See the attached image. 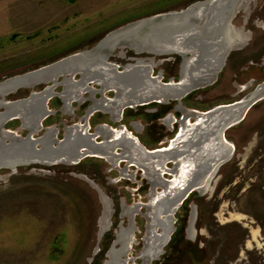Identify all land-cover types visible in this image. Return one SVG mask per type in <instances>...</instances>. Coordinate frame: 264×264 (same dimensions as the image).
Returning <instances> with one entry per match:
<instances>
[{
    "label": "rangeland",
    "instance_id": "1",
    "mask_svg": "<svg viewBox=\"0 0 264 264\" xmlns=\"http://www.w3.org/2000/svg\"><path fill=\"white\" fill-rule=\"evenodd\" d=\"M196 1L203 0H0V81L89 50L119 26L178 11ZM231 24L243 43L248 39L246 44L229 52L214 83L181 99L183 108L206 111L241 99L264 81V0H249ZM109 55V62L119 65V70L137 57H149L154 75L160 72L164 81L177 80L179 75V55L139 53L128 44L115 47ZM248 59L254 65L247 67ZM46 84L21 87L5 99L24 98ZM60 90L61 86L55 88ZM88 94L82 95V104V100H72L67 108L57 96L51 97L48 108L52 113L43 126L58 127L61 138L64 124L82 122L90 103L85 100ZM180 106L170 101L128 108L121 121L111 120L108 112H95L89 118L90 131L103 122L113 127L125 124L147 149L159 147L174 134L161 119L169 113L178 118ZM190 120L194 121L193 116ZM20 125L14 119L4 127L24 136L27 130ZM225 138L235 150L219 166L211 191L191 193L176 209V229L163 253L150 264H264V99L228 128ZM138 168L96 157H85L77 164L32 162L0 167V264H105L116 231L132 226L134 242L126 253L131 258L127 263L142 264L136 256L142 248L147 212L141 208L132 219L122 212L148 200L153 177L144 178ZM97 187L111 201L109 226L102 232L98 219L103 206ZM192 210L196 216L193 237L187 233Z\"/></svg>",
    "mask_w": 264,
    "mask_h": 264
},
{
    "label": "water",
    "instance_id": "2",
    "mask_svg": "<svg viewBox=\"0 0 264 264\" xmlns=\"http://www.w3.org/2000/svg\"><path fill=\"white\" fill-rule=\"evenodd\" d=\"M248 1H196L178 11H169L138 19L110 31L89 50L75 52L33 70L1 80L0 167L13 168L18 164L32 162L77 164L85 157H98L110 162L121 158L126 161L136 160L135 163L133 162L136 166L148 171L151 170L153 175L158 178L160 166L157 167L155 161L160 164L163 159L165 162H174L176 168L173 172H169L177 176L180 169L179 157L181 154L186 153L193 166L189 167V164L185 166L189 169L187 178L184 181L171 183L174 181V178H172L151 182L152 191H154L155 186H160L162 192L153 202H151V194H149V201L145 205L149 211V238L146 244L150 248L151 245L154 246V242H157V249L152 257L157 258L163 253V246L167 244L174 230L173 214L176 209L192 191L203 193L206 181L211 182L212 178L209 179V177L231 157L234 147L231 141H229L230 147L225 145V131L239 123L253 104L264 99V95H260L263 92L261 85L264 84V81L257 84L241 99L212 107L206 111H200L201 115H206L203 119H199V116H197L199 112L193 110L195 115L192 116L194 119L197 117V120L193 122V128L190 130L187 139H179V142L175 143L174 146L155 150H148L138 139L136 140L134 136H131V133L128 134L124 131L117 137L114 136L116 130L111 128L101 131L96 127L94 131L88 132V117L93 113V110L95 111L92 106L93 103L89 105L82 117L84 122H81V125L76 122L63 126L61 138H58L59 131L56 126L45 127L41 132L43 128L41 122L52 113V110L48 108V101L51 97L58 96V93L63 91V81L68 80L70 84L74 81H85L88 83L87 85H90V83L102 84L98 89L91 86L89 92H100L102 95L103 90H111L113 93L111 98L114 99V103L118 102L117 106H119L120 112L125 108H134L150 103L164 104L170 101H178L181 105V99L186 95L214 83L225 64L229 52L236 46L242 45V39L239 40L232 33L230 34V25L240 4ZM198 3H203L201 4V16L206 19L202 25L196 24L199 18L194 15ZM186 18L187 20L182 23ZM161 23H164V25H161ZM169 25H174V27L160 34L165 35L162 38L163 41L166 40L167 44L174 46L166 44L165 46H154L151 38L144 37L148 30L157 31V27H168ZM134 34H137L136 38H138L139 43L130 46ZM229 36H233L232 40L229 39ZM113 39L116 40L111 47L104 45L106 48L99 49L109 54L115 47L130 44L129 47L135 48L139 53L179 55L181 63L177 80L169 78L164 81L160 72L154 75L152 68L149 69L147 65L135 64L136 61L126 64L125 66L128 67L123 66L120 70L119 65L112 62H110L113 64L111 68L99 67L100 70L99 68H91L89 61L94 60L92 58L95 52L93 49L103 46L102 43ZM152 46H154L153 49ZM82 52L84 53L79 60L72 59L61 65L59 64L60 66L58 65V63ZM78 61L84 62V66L79 67L80 62ZM105 63H109V61ZM45 70L48 71L43 72ZM40 71L43 72L41 75L43 78L37 75L30 82L24 81L25 76L36 75L35 73ZM77 74L78 78L75 79L74 77ZM66 75L68 77H65ZM40 83L47 84L40 90H31L28 96L24 98L5 99L6 95L16 92L21 87L32 88ZM57 86H61L60 92L54 90ZM118 98L121 100L118 101ZM100 99L98 100L100 101ZM69 102L63 100L64 106L69 105ZM14 119L20 120V128L27 130L26 135L21 136L16 131L4 127L8 121ZM39 131L41 134L35 135ZM184 132L180 130L173 141L183 135ZM98 137H101V139L96 140ZM132 149L137 151L139 159L134 156ZM193 222L194 218L192 223L189 221V226L192 228ZM156 227H160V233L155 234ZM144 248L141 252L143 254L146 250L145 246ZM116 250L119 251V249ZM142 255L140 254V257ZM111 261L112 259H109L105 264H112Z\"/></svg>",
    "mask_w": 264,
    "mask_h": 264
},
{
    "label": "flooded vegetation",
    "instance_id": "3",
    "mask_svg": "<svg viewBox=\"0 0 264 264\" xmlns=\"http://www.w3.org/2000/svg\"><path fill=\"white\" fill-rule=\"evenodd\" d=\"M247 40L245 41V43H242V45H240L241 47L239 49H242V46H244L246 44ZM119 54L120 55H123V52L120 51ZM151 59L153 61V58H149V57H145V58L144 57H137V58L134 59V62L135 61L136 62L149 61ZM245 63L247 64V67H249L250 65H254V62L252 60H250V59H248L247 61H245ZM244 67L245 66H242V69L247 68V67H245V68ZM65 77H68V75H66ZM64 81H63V84H62L63 91L60 92V93H58V96H57L62 102H63V100H64V102L65 101H70L71 102L72 100L78 102V101H81L82 100L81 101V104H82V102L84 101V99L82 98L83 97L82 95L84 93H89L90 95L88 94V96H87L88 98H85V100H89L90 101L89 105H91L93 103L92 106L95 108V111L93 110V113L100 112V111H102V112H108L110 114V116H111V120H113V121H121L123 119V112H124L125 109H128V108H125L123 111L120 112L119 111V106H117V103L118 102L117 103H114L113 102L114 99L111 98V97H113V93L110 90H107V91H104L103 90L102 91V95H101L100 92H97V93L96 92L95 93L89 92L90 91L89 89L91 88V86L93 88H95V85H96L97 86L96 87L97 89L100 88V85L99 84L90 83V85H87L88 83L85 82V81L84 82L83 81H74V83H71L70 84L68 80H64ZM82 83H84V85H82ZM249 84H250V82L247 83L246 86L245 85L244 86H241L239 88V90L245 89V87H248ZM71 92H72V94L69 95V93H71ZM109 92H111V94H112L111 97H109L106 94V93H109ZM95 94H98V96L96 97ZM99 98H101L100 101L98 100ZM48 103H49V101H48ZM150 104H158V103H150ZM150 104H147V105H150ZM89 105L86 107V110L89 107ZM142 106H145V105H142ZM63 107L64 108H67L68 105L67 106H64L63 105ZM97 109H99V110H97ZM130 109H133V108H130ZM86 110L84 111V115L86 113ZM180 110H181V113L182 114H180V116L178 118L174 117L173 114L169 113L164 118L161 119V121L164 124V126H166L167 128H170L171 130H174V134L172 135V137L170 139H167L165 141L164 145H160L159 147H154V148H151V149H148V150L163 149V148H166V147L174 146L175 143H178L179 142V139H182L184 137H188L189 136L190 130L193 128V122L196 120V118H195L194 121H191L190 120V117L192 115H195V114H194L193 110L185 109L182 106H180ZM195 111H198L200 113L199 110H195ZM93 113L91 115H93ZM91 115L88 118H90ZM43 121L41 122L42 123V127H43L41 129V132L45 128L43 126ZM82 122H84V119H82ZM77 124L81 125L82 123L79 121V122H77ZM88 124H89V119H88ZM64 125H66V124H64ZM132 126L135 129H138V126L135 123H133ZM96 127H98V129L101 130V131H103V130L106 131V130H108V128H111L113 130H116V131H114L115 132L114 133V136H116V137L119 136L122 131H124V132H126L128 134L131 133V136H134L132 134V132L130 130H128V128L126 127L125 124H118L117 127H113V126H110V125H108V124H106V123L103 122V123H99V124L95 125L94 126V129L92 131H94ZM87 130H88V132H90V130H91V125L90 124H89V129L87 128ZM180 130H183L185 132L183 133V135H181L180 137H178L177 139H175V141H173V138L177 135V133ZM134 138L136 140L138 139L135 136H134ZM100 139H101V137L96 138V140H100ZM233 147H234V145H233ZM234 150H235V148L233 149V152H234ZM131 151L134 154V156L137 159H139V155H138L137 151L135 149H132ZM96 158H98V157H96ZM135 161L133 159L126 161V160H123L121 158H118V159H115L112 163L113 164H118L119 162L120 163L121 162H126V164L128 166L135 167L136 166L134 164ZM179 161H180V169L178 171L179 173H178L177 176L176 175L174 176L171 173V172H173V170H175L176 164L174 162H172V161H166L165 162L164 159L162 160L161 164L158 163L157 161H155V163H156L155 165L157 167L160 166L158 178L155 177L156 175L155 176L153 175V173H152L151 170L148 171V170H146L144 168H141V167H139L138 170L142 173L141 175H143V177H144V175L153 177L152 183L153 182H156L159 179H162V180L163 179L170 180L172 178H174L173 179L174 181H172L171 183H174V182H177V181H181V180L184 181L185 178H187V171H188L189 167H192L193 164L191 163L192 161L190 162L189 156L186 155V153H183V154L180 155ZM168 163L170 164V166L167 165ZM187 164H189V167H185ZM152 166H153V163H152ZM218 169H219V167H218ZM217 170L215 171V173L213 175H211L209 177V179L215 177V175L217 174ZM169 171H171V172H169ZM152 183H150V187L148 188V192L146 194L147 195V199H148L146 202H137V203H134V205H132L131 207H126V208H124V211H122L123 213L124 212L129 213L130 219H132L134 213H138L141 208H144L146 210V212H147V213L144 214V216L146 217L145 218L146 225H145V229H144L145 231H144L143 237L141 239L142 248H141V251L139 253H137V256H136V258H140L142 260V262H143L142 264H150L151 260L156 259V258H152V257L154 255L156 249H157L156 248L157 242H154V246L151 245L150 248L146 244V241L149 238V230H148L149 211H148V209H147V207L145 205L149 201V197H148L149 194H151V202H153V201H155L158 198L159 194H161L162 192H161V187L160 186H155L154 187L155 193H154V191L151 190V184ZM205 184L206 185L204 187V192H206L208 190L211 191V189H212L211 182H209V180H208V181H206ZM158 187H160L159 190H158ZM97 189L99 190V196H100V200H101V203H102V206H103L102 213H101V215L99 216V219H98L99 231L102 232L103 230L107 229V227L109 226V221H110L109 218H110V214H111V201L103 193V191H101V189H99L98 187H97ZM138 190L139 189H136V191H138ZM193 192H196V191H192L191 193H193ZM191 193H189V195L184 199V201L182 202V204H184L185 200L190 196ZM123 213H122V215H123ZM193 218H194V221H195L196 216H195V211L194 210L191 211L190 216H189V221L191 223H192V219ZM169 220H171V219H169ZM167 221H168V219H167ZM174 223H176V221L173 220V224ZM133 229H134L133 226L132 227H128L127 229H125L123 227H119V230L116 231L115 237L112 240V244H114V245H117L118 244V245H120V247L118 248L119 251H117L115 248H113V249L111 248L108 251V254H109L108 257H111L109 259H112V261H111L112 264H128L127 261L130 260L131 258H128V256H127L126 253L129 250V246L134 242V238L132 236ZM175 229H176V227L174 226V230H173L172 234L174 233ZM156 233H160V227H156L155 234ZM187 233H188V235H190V236L192 235V237H193L194 230H193V228L191 226H189V222H188V227H187ZM172 234H171V236H172ZM171 236H170V239H171ZM169 240H168V242H169ZM144 246L146 247V250H145V252L143 254L141 252H143ZM125 247H127V248H125ZM123 250L125 252H122ZM140 254L141 255L143 254L142 257H140ZM146 254H148L150 256H148ZM121 257H123V258H121Z\"/></svg>",
    "mask_w": 264,
    "mask_h": 264
},
{
    "label": "bare ground",
    "instance_id": "4",
    "mask_svg": "<svg viewBox=\"0 0 264 264\" xmlns=\"http://www.w3.org/2000/svg\"><path fill=\"white\" fill-rule=\"evenodd\" d=\"M247 3V2H246ZM246 3H243V4H240V7H242V6H245V4ZM201 4H203V3H198V5H196V7L195 8H197L196 10V13L194 14V15H196V18H199V20H198V22H196V24H199V25H202V24H204V22H205V20L206 19H204V18H202V16H201V14H202V12H201ZM239 7V8H240ZM192 9H194V8H192ZM239 10V9H238ZM183 15H185L184 13H182ZM187 20V18L184 20V21H182V23H184L185 21ZM181 23V24H182ZM189 24H190V22H189ZM161 25H164V23L162 24L161 23ZM179 26V25H178ZM171 27H174V25H169L168 27H165V26H162V27H157V31L156 30H148L145 34H144V37L145 36H147V37H149V38H151V41H152V44L154 45V46H159V45H164L165 46V44L166 45H168V46H174V45H169V44H167V41L166 40H164L163 41V37H165V35L164 36H162L161 34L162 33H165L166 31H168V29H171ZM162 31V32H161ZM161 33V34H160ZM232 33V35L233 36H235V37H237V39H239V40H241V39H243V37H241L239 34H238V31H235V27H233L232 26V24L230 25V34ZM136 35L137 34H134V36H133V39L131 40L132 41V44L130 45V46H134V45H136L137 43H139V40H137L138 38H136ZM161 35V36H160ZM233 36H229V39L230 40H232V38H233ZM116 39H113V40H111V41H106L105 43H102V45L103 46H99V47H97L96 49H93L95 52L93 53V57L92 58H94V60H91V61H89L90 62V67L91 68H94V69H96V68H99V67H103V68H111V67H113V64L112 63H114V62H112V63H105V62H108L109 60H108V56H109V54H107L106 53V51H101L100 49L101 48H103V47H107V46H109V47H111L112 46V44H114L113 42L115 41ZM105 45V46H104ZM154 46H152V49H153V47ZM105 47V48H106ZM119 47H121V48H123V47H125V44H122L121 46H119ZM100 48V49H99ZM117 48V47H116ZM130 48H132L134 51H136V52H139L138 50H136L135 48H133V47H130ZM83 53L84 52H82V53H79V54H75L74 56H72L71 58H69V59H66V60H64V61H62V62H60V63H58V65L60 64H62V63H64V62H66V61H70V60H72V59H76V60H79L80 58H81V56L83 55ZM78 62H80V61H78ZM86 62V61H85ZM84 62H80V65H79V67H82V66H84V64H83ZM115 64V63H114ZM135 64H141V65H147L148 67H149V69H151V68H153V66H154V62L152 61V59L151 60H149V61H141V62H135ZM59 65V66H60ZM55 66V65H54ZM131 66V65H130ZM58 67V66H57ZM126 68L128 67V66H125ZM52 69L54 68V67H51ZM51 68H48V69H51ZM66 69H69V68H66ZM99 70H100V68H99ZM46 71H48V70H45V71H43V72H46ZM43 72L42 71H40V72H37V73H35L36 75H34V74H31V75H28V76H25L23 79H24V81H26V82H30V80L31 79H34L35 78V76H37V75H39V76H41L42 74H43ZM61 73H63V72H61ZM82 74H84V72H82ZM33 75V76H32ZM38 76V77H39ZM41 78H43V76H41ZM10 81H14V80H10ZM9 81V82H10ZM25 82V83H26ZM99 85H102V84H99ZM261 88L263 89V92L260 94V95H264V84L263 85H261ZM111 91V90H110ZM123 99H125V97H123ZM122 99V100H123ZM118 100L120 101L121 99L120 98H118ZM197 116H199V119H203L206 115H201V113H198L197 114ZM196 120H197V117H196ZM182 139H187V137H184V138H182ZM225 140V145L227 146V147H230L229 146V141L225 138L224 139Z\"/></svg>",
    "mask_w": 264,
    "mask_h": 264
}]
</instances>
